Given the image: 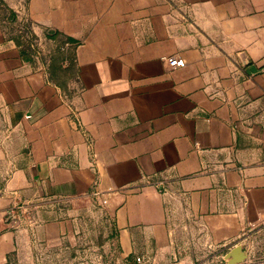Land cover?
<instances>
[{
    "label": "crops",
    "instance_id": "obj_1",
    "mask_svg": "<svg viewBox=\"0 0 264 264\" xmlns=\"http://www.w3.org/2000/svg\"><path fill=\"white\" fill-rule=\"evenodd\" d=\"M0 1V264L27 234L69 236L65 203L152 263L178 234L225 247L264 225V0ZM25 22L32 56L13 40ZM47 31L77 42L69 68Z\"/></svg>",
    "mask_w": 264,
    "mask_h": 264
},
{
    "label": "rangeland",
    "instance_id": "obj_2",
    "mask_svg": "<svg viewBox=\"0 0 264 264\" xmlns=\"http://www.w3.org/2000/svg\"><path fill=\"white\" fill-rule=\"evenodd\" d=\"M35 44V42H34ZM66 219L73 221V232L59 245L49 246L27 234L11 264H169L139 259H125L117 251L114 234L104 217L84 202L65 203ZM33 217L28 213L20 218L18 228L31 234ZM177 264H264V225L252 229L241 239L225 247H208L186 233L178 234ZM178 250V249H177Z\"/></svg>",
    "mask_w": 264,
    "mask_h": 264
},
{
    "label": "trees",
    "instance_id": "obj_3",
    "mask_svg": "<svg viewBox=\"0 0 264 264\" xmlns=\"http://www.w3.org/2000/svg\"><path fill=\"white\" fill-rule=\"evenodd\" d=\"M0 11H5V7L0 1ZM8 20L10 23L16 22L15 13L8 12ZM31 25L28 22L21 23L19 25H14L12 28L13 40L19 46L22 54L25 56H32L34 54L31 46L34 45L37 37L31 31ZM45 37L48 41H51L54 45L55 54L60 55L63 64L66 63L65 68H69L71 62L74 60V49L77 46V42L60 35L59 33L47 31ZM33 49V50H32ZM51 55V54H50ZM33 59V58H32Z\"/></svg>",
    "mask_w": 264,
    "mask_h": 264
},
{
    "label": "built area",
    "instance_id": "obj_4",
    "mask_svg": "<svg viewBox=\"0 0 264 264\" xmlns=\"http://www.w3.org/2000/svg\"><path fill=\"white\" fill-rule=\"evenodd\" d=\"M164 61L166 62V64L168 65L169 68L171 69H176V68H183L184 67V61L181 58L178 57H169V58H164ZM76 125L79 127V121L76 119ZM149 183V182H148ZM151 185H153V187L155 188H159V189H163V187L165 186V182L164 181H156V182H151ZM102 204H106L105 200H102ZM18 211V212H17ZM25 211L23 212V210H21L20 208L17 210H10L8 212V216L11 217V222L14 221V223H18L19 219L22 217L24 218L25 215ZM27 214V213H26ZM137 261H140L139 259H137ZM169 264H177L176 262H171Z\"/></svg>",
    "mask_w": 264,
    "mask_h": 264
},
{
    "label": "water",
    "instance_id": "obj_5",
    "mask_svg": "<svg viewBox=\"0 0 264 264\" xmlns=\"http://www.w3.org/2000/svg\"><path fill=\"white\" fill-rule=\"evenodd\" d=\"M173 262H176V259L175 258L173 259Z\"/></svg>",
    "mask_w": 264,
    "mask_h": 264
}]
</instances>
